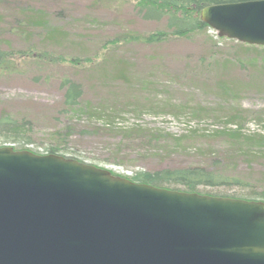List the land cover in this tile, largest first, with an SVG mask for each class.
Returning a JSON list of instances; mask_svg holds the SVG:
<instances>
[{
    "label": "rangeland",
    "instance_id": "374dc122",
    "mask_svg": "<svg viewBox=\"0 0 264 264\" xmlns=\"http://www.w3.org/2000/svg\"><path fill=\"white\" fill-rule=\"evenodd\" d=\"M139 2L0 0V49L58 59L14 56L19 72L0 73V115L25 123L28 132L6 144L0 137V146L42 154L56 148L54 155L122 178L231 161L238 177L264 189V138H247L264 137V93L227 85L249 83L257 71L251 57L259 55L263 63L264 51L245 56L238 42L218 38L210 28L190 39L147 44L144 39L169 30L165 19H143ZM37 13L61 33L59 39L20 32L16 19ZM76 58L83 66L71 62ZM219 59L234 66L218 72L212 65ZM64 79L82 84L83 112L72 115L64 107ZM225 83L227 91L220 92ZM233 130L245 142L235 144ZM240 189L234 191L246 192Z\"/></svg>",
    "mask_w": 264,
    "mask_h": 264
},
{
    "label": "water",
    "instance_id": "95a60500",
    "mask_svg": "<svg viewBox=\"0 0 264 264\" xmlns=\"http://www.w3.org/2000/svg\"><path fill=\"white\" fill-rule=\"evenodd\" d=\"M200 20L219 38L264 47V0L212 5ZM0 264H264V202L0 146Z\"/></svg>",
    "mask_w": 264,
    "mask_h": 264
},
{
    "label": "trees",
    "instance_id": "16d2710c",
    "mask_svg": "<svg viewBox=\"0 0 264 264\" xmlns=\"http://www.w3.org/2000/svg\"><path fill=\"white\" fill-rule=\"evenodd\" d=\"M246 1L255 0H140L137 8L143 19L155 22L165 19L167 22V29L169 30L168 33L151 35L143 41L150 44L161 42L167 37L190 39L195 34L204 33L209 29L208 25L200 20L202 9L212 5ZM16 24L22 34L28 32L29 36L31 33H37V37L44 35L46 39L49 40H56L61 36V33H58L56 28L51 27L46 16L42 14L37 13V16L27 15L25 18L16 19ZM26 29L31 31H24ZM237 47L244 52L243 55L245 56L249 53L260 54L261 50L264 51V47L250 46L243 43H239ZM14 56L30 58L35 62L46 60L48 61L46 63H54L58 60L57 58L50 56L47 52H33L31 50L29 52L19 51L13 53L12 51L0 49V73L16 74L19 72L14 63ZM258 56L259 55H254L251 57V60L257 61V65L254 66V68H257V71L249 83L230 81L231 83L227 82V85L233 87L235 91L238 89H250V87H253L259 92L264 93V62L261 63ZM60 61H62V59H60ZM79 61L81 60L76 58L71 62L83 66ZM217 61L218 62L216 64L214 63L212 66L215 67L218 72L224 73L234 66V64H231L232 61L230 59H219ZM239 63L243 65L242 61ZM221 84L223 83L221 82ZM61 86L64 89L62 99L64 107L72 115L76 114L77 111L78 113L83 112L84 107L82 108L81 102L84 96V89L82 84L72 79H64L61 81ZM220 86L222 88L219 89L220 92L223 90H225V92L227 91L226 83ZM24 124L25 123L21 124V122L13 121L8 116L0 115V137L4 138V143L20 141L23 136L27 135V129L23 127ZM230 135L235 144L245 142V138L239 130H233ZM256 137L259 139L264 138L262 136L247 138ZM49 153L57 154L58 152L56 148H51ZM221 162L212 159L209 165L205 166L167 167L154 172H137L133 177L127 179L139 184L183 191L186 193L264 201V189L258 188L247 182V180L238 177L233 170L236 166L233 165L231 161ZM226 187H229L230 189H226ZM234 188H241L240 190H245L246 192L244 194L242 192H236L234 191ZM223 189L227 190V192L221 193V190Z\"/></svg>",
    "mask_w": 264,
    "mask_h": 264
}]
</instances>
